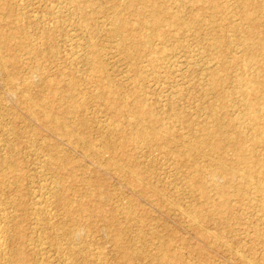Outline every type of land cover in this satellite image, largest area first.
Returning <instances> with one entry per match:
<instances>
[{
  "label": "rangeland",
  "instance_id": "1",
  "mask_svg": "<svg viewBox=\"0 0 264 264\" xmlns=\"http://www.w3.org/2000/svg\"><path fill=\"white\" fill-rule=\"evenodd\" d=\"M144 1L0 0V34L8 36L0 37V56L7 59L4 68L0 62V226L4 227L0 264L15 263L16 250L27 256V264H66L67 248L74 243L81 253L75 264H264V214L257 199L253 200V190L241 204L231 188L224 197L231 209L222 212L223 218L204 214L202 225L196 227L185 215L195 209L187 190V173L194 167L180 163L190 155L197 165L203 163L198 151L186 150L183 140L199 135V125L208 119L203 107L216 101L211 74L222 79L226 114L238 116L239 131L251 111L248 104L253 95L244 98L242 90L234 87L244 70L242 27L246 22L241 14L248 6L243 0H214L217 7L210 4L212 0H158L165 1L171 12L180 7L188 24H162L166 39L152 38V44L163 54L145 49L135 58L124 54L128 44L112 34V26L118 13L131 23V43L133 37L149 36L151 1ZM259 3L264 5V0H252L249 5ZM140 17L146 19L144 25L139 24ZM16 22L23 34L16 33L10 40ZM260 28L264 30L263 25ZM219 34L225 37L220 45ZM97 61L104 67L97 75L109 79L106 89L90 77ZM253 67L254 63H248L246 73ZM53 83L55 94L50 89ZM107 90L109 99H116L112 106L117 109L123 100L138 96L140 107L143 104L178 137L170 144L173 150L153 145L148 152L134 143L120 148L118 134L107 133L108 123L114 120L108 102L105 97L97 99ZM41 96L78 138L67 135L65 128L44 123L43 110L37 114L29 110V99ZM71 102L82 104L80 114L66 110ZM123 112L120 130L131 136L134 129L127 125L131 117ZM250 134L246 128L245 147L252 146ZM89 141L101 150L100 156L87 145ZM105 141H114V147L108 150ZM254 148L263 159L264 172L263 146ZM224 155L232 161L230 149ZM109 157L111 163L106 161ZM57 196L67 197L68 204L60 203ZM37 197L46 200L45 208L36 203ZM80 204L84 209L79 210ZM69 229L79 233L74 237ZM203 232L207 239L200 235ZM44 239L55 241L53 245L48 241L50 245ZM162 240L168 241L167 247ZM121 249L127 256L119 253Z\"/></svg>",
  "mask_w": 264,
  "mask_h": 264
},
{
  "label": "bare ground",
  "instance_id": "2",
  "mask_svg": "<svg viewBox=\"0 0 264 264\" xmlns=\"http://www.w3.org/2000/svg\"><path fill=\"white\" fill-rule=\"evenodd\" d=\"M148 1H151L150 18H148L149 19L148 22L150 23V35L147 36V35L142 34V36L133 37L132 38L133 43L130 42V36H129L130 29H132L131 23H129V21L127 19H123L120 16H118L117 15L118 13L115 12L116 13L115 14L116 15V17H115L116 21L114 22V26H112L113 27L112 34L116 35L117 37L120 36L119 39L122 40L123 44H128L127 46H124L125 47L124 54L127 56H133L135 58L136 57L138 58L142 55V51L143 50L145 51V49H147V51H149V52L158 51L159 53H162V51H163L162 49L158 50V49L154 48V46L152 44V38H159L162 40L166 39L165 34L162 32V29H161L162 24L167 23V22H171L170 24L174 23L176 25L177 24H185V23L188 24V21L186 20V18L183 17L184 14L181 12L180 7L176 6L175 11L171 12L172 10H171L170 6L167 5L165 3V1H163V2H158V0H148ZM198 1H200V0H198ZM203 1L204 0H202V2ZM251 1L252 0H243V3L246 6H248V8L246 10H244L241 14L242 20L246 22V26L242 27L243 34H244V37L246 39V41L242 40L243 41L242 42V51H243L242 60H243V67H244L243 69L244 70H243L242 76L237 77L234 81V83H235L234 87H239L242 90V94H243L244 98L249 97L250 95H253V98L251 99L250 103L248 104L251 107V111L249 113H246V116L244 117V119L241 122L243 125V128L239 131L238 128L236 127V125L238 126V116L227 117L226 107L228 105V101L226 102L224 100L225 98L221 94L222 90H220L222 87V79L220 77H214L213 74H211L210 75V77H212V84L211 85H212V88L215 89L216 101H215V103H211V104L203 107V110H204L205 114L207 115L208 119L206 121L201 122V124L199 125V131H200L199 135L192 138V140H187V141L183 140V142L186 143V150H188L190 152L194 151V150L198 151V153L201 155L202 160H203V163L200 165H197L198 161L195 158H193L191 155L187 158L180 160V163L183 166L191 165L194 167V169L192 171H189L187 173V190H188L189 195L191 196V200H192V203L194 204L195 209H193L192 211L188 212L185 215L188 218V220L190 221V223L194 224L196 227H200L202 225L201 216H203L204 214H208V213H212V214H216V215L219 214L220 218H223L222 212L224 210H230L231 209V206L227 205V200L224 198L225 196H227V194L231 188H233V191H232L233 196L241 204L246 203V202H244L245 198H248V197H246V195L247 194L249 195V192H251L250 190H253V194L255 196V198H253V200L257 199L259 204L258 205L256 204V205L258 206L259 210L264 214V172L262 171L263 159L261 157H259V154L257 152L258 150H255V148H254V146L261 144L263 146V150H264V30L260 28L261 25L264 26V5L260 4V3L255 5V6L249 5V4H251ZM144 2H146V0ZM210 4H214V7H217V3L214 0H212L210 2ZM211 16L215 17L216 14L212 13ZM112 17H114V16H112ZM148 22H147V24H148ZM145 23H146V19L140 17L139 24L144 25ZM135 24H137V23H135ZM14 28H15L14 34H10L9 39L15 38L18 33L23 34V31L17 22L15 23ZM238 29H239V27H238ZM5 36L0 34V37H2V39H4ZM218 36L219 37H218L217 41L220 45V43H222V41L225 39V37L222 34H219ZM6 37L8 39V36H6ZM217 41H216V45H217ZM240 45H241V43H240ZM23 46H25V44ZM25 47H27V46H25ZM22 48H24V47H22ZM11 59L13 60V57ZM0 62H1V66L4 68L6 66V63H7L6 56L1 55L0 56ZM234 62H235V59H234ZM151 63H152V65L155 64V62H152V61H151ZM248 63L249 64L254 63L256 65V68L253 67L254 68L253 71H250L247 74L246 73V67H247ZM223 65H221V66H223ZM103 69H104L103 64L97 61L96 64L94 66H92V70H91L92 74L90 77H92L91 78L92 80L94 79L95 81L99 82V84L104 83L103 89H106L108 87L105 84H107L106 81L109 79L105 76L97 75L98 73L102 72ZM163 74L164 73H162V75ZM224 79H225V77H224ZM10 80H11V78H10ZM28 81H27V84L31 85V83H29ZM71 82H74V81H71ZM55 83L51 84V86H50V89L53 91V93L56 91V88H57ZM247 83H248V86H249V84H251V86L247 87L246 85H243V84H247ZM71 88H72V86H71ZM58 90H61V89H58ZM69 90H71V89H69ZM58 93H59V91H58ZM108 93H110L108 90L106 92L105 91L100 92L99 97L97 96V99L100 97H105V99L108 102L107 109L112 114V117L114 118V120L112 121V124L108 123V124H110L109 127L106 126V127H108L107 133L114 134V136L116 134H118L117 140H118L120 148L124 149L125 147H127V145L129 143H134L137 147L138 146L139 147L140 146L145 147V150L148 152H150L151 150H154L153 145H156V147L158 149L162 148V149H165L167 151L173 150V148L170 144L172 142H174L175 140H178V137L172 133L171 128L167 124L164 125L161 122V120H159L158 118L152 117L150 112L143 107V104H142V108L140 107L138 96H134L131 99V101H129V102H128V99L125 101L123 100L121 102V104L123 106L122 107L119 106L120 108L117 109L116 107L112 106V105H114V103H117L116 99H113V100L109 99V95H111V94H108ZM67 96L68 95H66V97ZM70 96H68V99L71 98ZM26 97H27V95H26ZM95 97H96V95H95ZM68 99H66V100H68ZM119 99H122V98L119 97ZM213 100H215V99H212V101ZM71 101H73V100H71ZM28 103H29L28 108L30 111H32V113L37 114L41 110L44 111L43 115L45 116V121H46V122L44 121V123H48V124H51L53 126L54 125L60 126L62 128H65L67 135H70L74 138L79 137V135L74 130H72V128H69L68 125H66V119H64L63 117L59 118V116L55 113L56 111H53V109L51 108L49 103H47V101L44 100V96H41L40 98H37V99H33L31 97V99H29ZM51 104H52V102H51ZM112 108H115V110H112ZM66 110L69 112L78 114L80 111H82V104L71 102V104L68 105ZM122 111H124L123 113H126L127 116L131 117V119L128 120V122H127V125L134 129L133 135H131V136L125 135L120 130L121 129V126H120L121 123H120L119 117H120V114ZM65 114H67V113H65ZM76 117H77V115H76ZM121 118H122V116H121ZM141 118H142V120H141ZM80 121L83 124L85 122L84 119H82ZM246 128H248L249 131L251 132L250 140H251L252 146H249V147H245L243 144V140H242L245 136ZM105 129H107V128H105ZM184 138L185 137H183V139ZM104 143H106V147H108L107 148L108 150H111V148H113L114 144H115L114 141H105ZM87 145L90 147L91 150L94 151V153H96V155H98V156L101 155V153H102L101 150L96 148V146L91 141H89L87 143ZM227 149H230L233 153L232 161L231 160L228 161V158L224 155V152ZM212 153L217 154V156L213 157ZM187 154H189V152H187ZM112 160H113L112 157H109L106 159V161L108 163H111ZM13 162L15 163V161H13ZM129 174H131V173L129 172ZM135 178L132 177L131 180H133L135 183H138V181ZM235 182H237L238 184ZM139 183L142 184L141 181ZM143 187L144 188L148 187L147 189H150V186H148L147 184L143 185ZM52 191H55V190H52ZM211 192H213V194H214L213 197H215L216 199H212L211 194H210ZM53 194H55V193H53ZM41 198H42V196H41ZM35 199H37L36 203L39 206H41L42 209L45 208L44 207V206H46L45 203H47L45 199L41 200L40 198L38 199V197ZM57 200L60 203H64L65 205L68 204V199L65 196L64 197L57 196ZM254 202H255V200H254ZM78 203H79V201H78ZM85 203H86V201H85ZM248 203H251V202H248ZM172 205L177 206V203L176 204L172 203ZM205 205H207L208 207L206 208ZM78 208H79V210H82V209H84V206L80 204V205H78ZM88 208H89V206H88ZM129 210H128V212H129ZM68 212H70V211H68ZM70 214L71 213H69V215ZM182 214H184V213L182 212ZM46 215H49V214H46ZM129 215H130V213H129ZM4 216H5V214H4ZM71 216H72V214H71ZM13 218H12V220H13ZM0 224H2V223H0ZM13 225L14 224H12V226ZM15 227H17V226H15ZM0 228H1L0 232H2L4 230V227L0 226ZM55 228H57V227H55ZM11 229H13V228H10L9 230H11ZM59 229L60 230H66L67 228L63 229V228L59 227ZM43 230H46V228L45 229L43 228ZM76 230H78V229L76 228ZM202 230L204 231V229H202ZM69 231H70V229L67 232H69ZM75 231L74 232H73V230L70 231V234H72V236H74V237L76 236V234L79 233V232L76 233ZM11 232H12V230H11ZM49 232H50V230H49ZM57 232H58V230L56 231V234H57ZM65 233L62 232L63 235ZM1 234L2 233H0V245H2V243H3L2 241H3V236H4ZM70 234H69V236L71 237ZM23 235H25V234L23 233ZM61 235H60V237H61ZM67 235L65 237H67ZM154 235H155V233H154ZM200 235L205 239L208 238V235L205 232L200 233ZM11 237H13V236H11ZM17 237H18V235H17ZM51 237H53V236H51ZM60 237H59V239H60ZM78 237L79 236L77 235V239H78ZM4 238H6V237H4ZM10 240L12 241V238ZM44 240H47V239H44ZM5 241H8V240H5ZM11 241H9V242H11ZM41 241H42V239H41ZM48 241L52 243L55 240H53V241L47 240V243H48ZM58 241H60V240H58ZM68 241L71 242L70 239ZM117 242L118 241L116 239V243ZM119 243H120V241H119ZM6 244H7V242H6ZM41 244H43V243H41ZM48 244H50V243H48ZM24 245H26V244H24ZM52 245H53V243H52ZM57 245H59V244H57ZM67 245L68 244H66L65 247ZM74 245H75V243H74ZM74 245L72 244L71 246H69L67 248L68 253H67V258H65V260L68 259V261L65 262L66 264H73V263L75 264V262H76L75 260L79 261L78 259H75V258H77V256L79 254H81L77 249L78 247L75 248L76 246H79V245H75V246ZM120 245L121 244H119V246ZM163 245L167 247L168 241L164 240ZM12 246L14 247V245H12ZM33 246H35V245H33ZM121 246L123 247V245H121ZM3 247H5L4 244H3ZM21 247H22V245H20V248ZM40 247L41 246H39V248ZM49 247H52V246H49ZM124 247H123V250H124ZM1 248H2V246H1ZM45 248H46V246H45ZM15 249H16V247H15ZM15 249H13V250H15ZM40 249L43 250L42 247ZM56 249H58V248H56ZM82 250H84V249L82 248ZM43 251H45V250H43ZM59 251H61V249L58 250V252ZM121 251H122V249L119 252L120 254L123 253L125 256H127L128 253L126 254L125 252H121ZM78 252H79V254H78ZM61 253H62V251H61ZM76 253H77V255H76ZM16 254L17 255H15V257H13L12 259H14L18 264H27V262H26L27 256L25 254H23V252L21 250H16ZM9 258L11 259V256ZM79 258H80V256H79ZM159 258H161V257L159 256ZM10 259H9V262H10ZM28 260L30 261L31 259H28ZM12 262H13V264H16V262L15 263H14V261H12Z\"/></svg>",
  "mask_w": 264,
  "mask_h": 264
}]
</instances>
